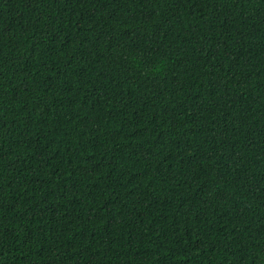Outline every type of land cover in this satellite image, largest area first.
Instances as JSON below:
<instances>
[{
  "label": "trees",
  "instance_id": "1",
  "mask_svg": "<svg viewBox=\"0 0 264 264\" xmlns=\"http://www.w3.org/2000/svg\"><path fill=\"white\" fill-rule=\"evenodd\" d=\"M0 264H264V0H0Z\"/></svg>",
  "mask_w": 264,
  "mask_h": 264
}]
</instances>
